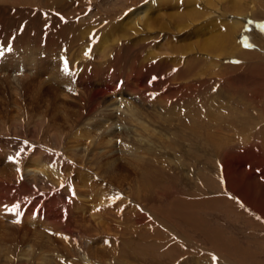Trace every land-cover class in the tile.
<instances>
[{"label":"bare ground","instance_id":"bare-ground-1","mask_svg":"<svg viewBox=\"0 0 264 264\" xmlns=\"http://www.w3.org/2000/svg\"><path fill=\"white\" fill-rule=\"evenodd\" d=\"M143 1L140 6L135 5L138 8L127 11L122 21L119 20L120 22L111 26L108 31H103L96 54L104 59L101 67L104 68L103 71L107 72L112 65L106 60L110 53L113 54L114 52L115 56L121 55L124 63L123 55L126 52H132L133 55H136V63L140 65L138 66L140 69L135 65V70L141 71V68H147L145 76L142 77L140 72L142 78L135 83L130 80L131 77H126L119 92H115V84H107L108 82L101 87L97 85L99 88L94 87L95 84L91 80L98 74L96 70L100 67L95 65L89 53L84 52L83 54L80 52L69 55L72 67L77 70V74H80L77 81L88 92L89 89L95 88L92 91H96L97 95L94 98L90 97L93 100H91L92 103L88 107L87 104L86 106L82 104L78 110L70 114L71 116L64 109V101L66 100L62 97L63 100L57 101L58 109L56 108L54 112L49 114H53L54 117L56 113L60 115V122H64L63 124L67 128L61 127V130L53 122L54 120H46L45 111L39 112L37 110L38 113L30 114L28 113L30 111L24 110L25 108L23 109L20 104L13 103V111L9 117V124L13 130L17 131L18 128H23L25 133L35 132V135H40V137L35 141L28 140L29 138L25 142L19 141L23 146L26 145L27 152L25 153H22V150L18 147L16 151L13 147L10 150H0V166L3 167L0 170V178L9 185L2 192L6 199H0V204L3 202L2 205L7 208L14 206V204L18 205L17 200L21 202L23 198H28L27 201L23 200L24 202L22 201L19 205L18 215L7 212L5 207L0 206L2 208L0 209V219L8 218L15 222L18 221L23 226L25 224V228L22 229L24 231L23 235L17 237L13 234L12 236L6 234L4 231L5 226H1L3 228H0V264H121L123 261L122 254H124L122 253L121 244L126 242L123 239L126 234L123 233V228H127L124 225V220L133 216H138L139 219L142 215L140 210L145 209L140 204L139 191L141 187L137 185L138 183L134 188L130 186L131 184L129 185L130 175L137 178L144 177L154 169L153 167L161 165L166 166L168 173L178 171L187 175L189 163L184 162L190 160V153L193 148L191 146L192 141L197 142L200 148L204 147L205 151L208 149V152H213L208 147L207 141L202 140L193 133L201 127L200 124L204 126L203 122L207 121L209 128L213 129V132H207L206 136L204 135L205 140L213 143L214 131L218 130L219 135L223 131V127L229 124L231 126L236 121L234 115L230 118L221 114L224 109L227 110V106L218 102L219 98H226L222 93L225 87L219 85L221 78L216 79V83L220 88L215 92V95H212L211 98L210 96L202 98L203 102L198 100V109H195V112L191 110L188 112L196 118L193 121L188 120L189 123L187 124V121L184 122L180 112L177 111L182 107V103L179 104L181 101L175 104L173 103V97L174 94L178 97V93L196 92L198 89L196 84L205 82L203 80L206 77H212L204 69L210 70L211 67H214V72L218 70L220 67L219 61L224 55L223 48L221 49L218 44L220 43L218 31L222 30L225 37L235 39V30L241 24L237 19L226 22L224 18H226L228 10L233 12L230 14H234L235 11L238 13L243 11L239 8L242 0H239V3H237V0H145L144 3ZM228 1L231 3L227 6L224 5ZM247 5L253 11L255 4L247 2ZM33 13L35 15V12ZM3 16L4 14L2 18H4ZM37 19L41 22L40 17L35 18V20ZM51 20L53 21L52 26L59 22H55L53 17ZM41 24L43 23L41 22ZM73 25L75 26V24ZM76 26L68 30L72 36L82 29ZM37 27L40 28L41 26ZM24 28L26 27L24 26ZM17 29L15 30L17 31ZM61 29L56 33L53 30L49 34L44 33L47 38L43 43V40H40V33L36 34V32L35 36L31 38L30 30L26 28L22 33L18 32L20 35L16 36L17 39L12 44H15L16 49L18 46V48L21 47L19 50L28 49L30 52L38 51V44H43L44 50L50 52L49 55H59L53 47L59 41L66 40L65 30ZM81 31L83 36L80 39L84 40L89 32ZM89 31L91 32L90 29ZM12 32H14V27ZM12 32L9 33L12 34ZM172 33L177 35L180 45L182 43L181 46L172 44ZM252 35L254 37L259 36L257 33ZM159 36L163 39L161 40L162 43L153 45V39ZM256 38L259 39V37ZM32 39H34V42L30 43L29 41H32ZM139 52H141V57L139 54L137 55ZM234 52L229 54L233 56L242 53L240 48L236 46ZM178 54L181 56L186 55L185 58L187 59L181 56L178 57ZM83 55H89L88 59L82 57ZM24 62L27 65L30 59H25ZM204 62L207 63V66L203 64L204 68L201 69L203 66L198 67L200 69L195 72L196 66ZM133 63L135 62L133 61ZM23 66L22 62L18 63L19 70H22ZM35 69V79L40 78L44 73L43 75L47 77V81L52 82L58 74L53 69H48L46 72L45 66H41L40 62H38ZM25 70L26 72L33 71L29 68ZM129 70H131V67ZM117 72V75H122L119 76V80H122L125 73L123 74L121 65L118 66ZM217 72L214 75L221 76V73ZM152 73H156V78L159 79H152V76H154ZM172 73L177 74H174L176 77L174 81L179 82L178 85H172L177 87L170 88L171 84L168 82L167 76ZM182 74H184V77H182ZM12 75L16 76V74ZM181 77L183 80H181ZM211 79L214 80V78ZM37 82L44 84L46 81ZM62 83L70 86L68 81H62ZM35 100L36 102H43L40 99ZM191 126L195 130L191 129L192 131L189 132L188 128ZM66 131L67 135H65ZM72 132L73 135H71ZM48 136H50V140L44 139ZM33 137H35L34 134ZM221 137L218 140L221 141ZM49 141L52 143L49 144ZM221 142L216 144L215 151L218 152H213L219 154V159L221 156H226L224 148H227V143L224 146V141ZM48 144L53 146L48 147ZM5 151L12 154L11 161L5 157ZM250 154L252 155L251 152ZM240 160L242 163H247L246 159ZM228 164L227 161V166ZM74 169H76V172H74ZM222 169L223 180L227 184L226 180L232 179L233 173L229 172L232 169L225 165H222ZM73 179L81 189L80 192L74 190L75 187L74 189L70 187ZM38 182L42 186L37 185L39 189H36L33 184H38ZM142 182L144 183V181ZM139 184L141 183L139 182ZM111 188H115L116 191H111ZM43 189H47V191ZM133 190L137 191V195L134 194L137 199L134 197L133 199L131 196ZM244 190L243 195L245 196L247 190ZM246 196H248L246 197L247 200L250 201L252 198L250 193ZM67 199L70 200L67 201ZM259 201H262V199ZM107 216L110 218H104ZM11 230L13 229L11 228Z\"/></svg>","mask_w":264,"mask_h":264},{"label":"rangeland","instance_id":"rangeland-1","mask_svg":"<svg viewBox=\"0 0 264 264\" xmlns=\"http://www.w3.org/2000/svg\"><path fill=\"white\" fill-rule=\"evenodd\" d=\"M239 2L240 1L237 0V3ZM247 2L255 4L253 11L249 9ZM225 3L224 5L227 6V4L231 2L228 1ZM141 4L142 0H0V49L4 51L3 56H0V144H2L0 150H10L13 147L16 151L18 147L22 150V153H25L27 152L26 145L23 146L21 142H25L28 138V140L31 139L35 141L40 137V135H35V132H30L31 135H29L30 133H25V129L23 130V128H18L17 131L13 130L9 124V117L14 107L13 103L20 104L23 109L25 108L24 110L30 111L28 112L30 114L34 112L38 113L36 112L37 110L39 112L45 111V119L54 120L53 122H55L57 127L61 130L67 127L63 124L64 122H60V115L56 112L57 117H54L53 114H49L50 112H54L56 108L58 109L57 101L63 100L62 97L66 100L64 101V109L69 112V116H71L70 114H72V112L78 110L82 104L85 106L87 104L88 107L92 103V98L97 95V93H95L96 91H92L95 88L92 90L89 89L88 92L80 86L77 81L80 74H77V70L72 67L69 55H75L80 52L84 54V52H86L92 56V61L95 62V65L100 67L96 70L98 74L91 80L92 83L95 84H92L94 87L97 85H99V87L104 86L108 82L107 84H115V92H119L126 77H131L130 80L135 83L138 79L142 78L143 75H146L147 68H141V71L135 70V67L137 66L138 68L140 65L136 63V55H133L132 52H126V54L123 55L124 63L121 55L115 56L114 52L113 54L110 53L109 56L111 58L108 56L106 60L112 65L107 72L105 70L103 71L104 68L101 67L104 59L96 54L103 31H108L111 26H114V24L119 23L125 18L124 14L127 13V11L136 9L138 7L135 5L140 6ZM239 8L243 11L239 13L235 11L234 14H230L233 12L228 10L225 16L226 18H224L226 22L237 19L241 24L238 26L237 30H235V39L233 40V38L225 37L222 30L218 31V34H220V43L218 44L221 49L223 48L222 51L224 55L219 61V71L217 70L218 72H215H220L221 76L214 75V67H211L210 70L206 68L204 71L212 75V77H210L214 78V80L206 77L205 80H203L205 82L196 84L197 90H199L198 92L197 90L196 92H187V94L183 92L182 94L178 93V97L175 94L173 97V103L177 104V102L179 103L181 101L179 104L182 103V107L177 111L180 112L184 122L187 121V124L189 121H193V119L196 118L188 112L190 110L195 112L199 107V102H203L202 98L209 96L211 98L212 95H215V92L220 88L219 85L225 87L222 93H224L223 95L226 96V98H219L218 102L227 106V110L224 109L221 114L226 117L229 116L230 118L234 115L236 121L233 120L235 122L232 121L233 123L231 126L228 123L229 125L223 127V131L220 132L222 137L220 134L218 135V130L214 131L213 143L209 140H205L206 133L213 132V129L209 128L207 121L204 123L200 119L204 126L200 124L201 127L197 130L193 129L191 126L188 128V131L191 132L195 130L193 133L202 140L207 141L209 144L208 147L215 153L218 152L215 151L217 148L216 144L224 141V146L227 143V148H224L226 156H221L222 159L221 157L219 159V154L210 153L208 149L205 151L204 147V149L200 148L197 142L192 141L191 146H193V148L191 149L190 160L184 162H187V164L189 163V172L187 175L181 174V172L178 171H176L177 173H168L166 166L163 165L156 166L158 168L153 167L155 170L153 169L144 177L137 178L134 175H130L131 179L128 180L129 185L131 184L130 186L134 188V186L136 187V183H138L137 185L141 187L139 191L140 204L145 209L143 211L140 210L142 215L139 219L138 216H133L124 220V225L127 228H123L124 230L121 229L123 233H126L123 237L126 242L121 244L122 253L125 254H122L123 261L121 264H264V32L261 31V27L264 26V0H242L239 4ZM33 12H35L37 16H35ZM3 14L4 18H2ZM36 17H40L43 24H41L38 19L35 20ZM52 17L55 18V22L59 21L58 24L60 23V25L56 23L53 25L55 27H53ZM73 24H75V26L77 25L76 27H80V29L82 28L81 30H84V32H89L86 39H80L83 36L81 30V32L78 31L77 34L73 36L69 34L68 30L75 28ZM24 26L30 30L29 33L31 34V38L35 36L36 32V34L40 33V40L42 39L43 43L47 38L46 34H49L51 30L55 33L61 28L65 30L66 40L59 41L57 45L53 47L59 55H49L50 52L48 53V51L44 50L45 47L43 44L36 45L38 47V51L36 52H30L27 48V50H19L21 47L18 48V46L17 50L15 44L12 43L17 39L16 36L18 34L20 35L18 32L22 33V31L26 29ZM37 26L41 27L39 28ZM13 27L14 32H12ZM15 29H17V31ZM9 32H12V34ZM254 33L259 35L256 36L259 37V39L252 35ZM10 39L12 40L10 41ZM73 40L77 42L75 43ZM153 40V45H159L162 43L161 40L163 39L159 36ZM245 40H247L252 47H245L243 43ZM29 42L33 43L34 39ZM171 42L173 45H182V43L180 45V41L175 33L171 35ZM9 45H11V52L7 51ZM235 46L237 48L239 47L242 53H239V55L237 53L232 56L229 53L234 52ZM138 54L141 57V52L137 53V55ZM89 55H83L82 57L88 59ZM180 56L181 55L178 57ZM181 57L185 58L186 55ZM113 58L115 59L113 60ZM25 59H30L29 64H25ZM65 61L68 62L70 75L65 74L63 71ZM133 61L135 63H133ZM19 62H22L24 65L22 70L18 69ZM38 62H40L41 66H45L46 72L48 69H53L55 73H58L52 82L47 81V77L43 75L44 73H42L40 78H37L38 80L34 78V74L36 73L35 68ZM203 64L207 66L205 62L200 63L196 66L195 72L202 66L201 69H203ZM119 65L122 66L123 74L125 73L123 75L124 78H122L124 81L119 80V76L122 75H117L118 72L116 73ZM130 67L131 70L133 69L132 71L129 70ZM26 68L32 69L33 71L26 72ZM140 72L142 73V77ZM12 74H16V76L14 77ZM172 74L177 75L176 73ZM172 74L167 76L168 82L171 84V87L169 86L170 88L178 85L179 82L174 81L176 77ZM152 75H154L152 79H159L156 78V73H152ZM159 76L161 75L159 74ZM182 77H184V74H182ZM182 77L181 80H183ZM218 78H221L219 85L216 83V79ZM42 80L47 83L40 84L37 82ZM163 80L165 79L163 78ZM58 81H60V83H58ZM62 81H68L70 86H66ZM173 84L176 85L172 86ZM83 94L87 95L85 96ZM78 98L81 99L79 100ZM35 99H40V101L43 102H36ZM198 100L199 102H197ZM33 134L35 137H33ZM73 134L72 132L71 135ZM65 135H67V131ZM224 136L225 138L222 139ZM220 137L222 139L221 141L218 140ZM44 139L50 140V136L47 138L44 137ZM18 143L21 144L19 145ZM51 143L52 142L49 141V144ZM49 144L48 147L53 146H49ZM195 150L199 151L195 152ZM5 152V157L10 160L12 154L7 151ZM240 159H246L247 163H242ZM227 161L230 164H228L229 168L232 169L229 172L233 173V176L232 179L226 180V184L223 180L222 165L228 167ZM0 168V170L3 169L1 166ZM74 172H76V169H74ZM142 181H144V183ZM139 182L141 184H139ZM6 183L7 182L0 178V199H6L2 193L9 187L8 183ZM36 183L33 185L36 189H39L38 186L40 185L41 187L42 184L39 182L38 184ZM70 187H72V189L75 187L74 190L81 191L75 179H73ZM244 189L247 190L245 196L243 195ZM43 190L47 191V189ZM112 190L114 192L116 191L115 188H111V191ZM136 193L137 191L133 190V195H131L132 198L137 197ZM249 193L252 197L250 201L246 198L248 197L246 195H249ZM68 197L70 198V196ZM26 199L28 200V198ZM26 199L23 198L24 201ZM260 199H262V201H259ZM69 200L67 199V201ZM22 201L19 202L17 200L19 203L18 205H20ZM2 204L3 202L0 206ZM15 205L17 204H14V206ZM4 207L5 205H2V208ZM11 208H13V206L7 207V212H9L8 210ZM18 217L20 218V216ZM104 218L108 219L110 217L107 216ZM110 221L109 219V222ZM18 223L8 218L3 220L0 219V228L1 226H5L4 231L6 234L10 236L13 234L17 237L23 235L24 231H22V229L25 228V224L23 226ZM11 228L13 230H11Z\"/></svg>","mask_w":264,"mask_h":264},{"label":"snow or ice","instance_id":"snow-or-ice-1","mask_svg":"<svg viewBox=\"0 0 264 264\" xmlns=\"http://www.w3.org/2000/svg\"><path fill=\"white\" fill-rule=\"evenodd\" d=\"M261 31L264 32V26L261 27ZM243 43H244V46H245V47H252V45L249 44V43L247 42V40L243 41ZM7 51H8V52H11V45H9V46L7 47ZM3 54H4L3 49H0V56H3ZM63 71L65 72V74H69V75L71 74V73H70V70H69V65H68V62H67V61L64 62V68H63ZM10 159H12V158H10ZM113 199H115V198H113ZM8 211H9V212H14V213H16V214L18 215V214H19V205H15V206H13V208L9 209ZM17 222H18V221H17ZM214 259H215V258H214Z\"/></svg>","mask_w":264,"mask_h":264}]
</instances>
